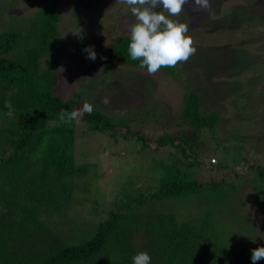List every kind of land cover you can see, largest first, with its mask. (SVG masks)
<instances>
[{
    "label": "trees",
    "instance_id": "16d2710c",
    "mask_svg": "<svg viewBox=\"0 0 264 264\" xmlns=\"http://www.w3.org/2000/svg\"><path fill=\"white\" fill-rule=\"evenodd\" d=\"M59 19V5L50 2L36 11L27 27L11 24L0 30V264H132L139 252H147L151 264H252L258 242L249 238L258 236L256 230L227 233L219 222L228 210L240 218L236 206L242 204L239 192L246 178L264 216V156L258 165L242 158L238 169L209 161L208 170L229 171L217 181L187 178L189 168L206 167L200 137L204 130L215 132L219 117L217 110H202L200 95L192 89L179 114L190 132L157 139V145L175 149L179 171L161 175L144 188L119 191L107 202L103 217L77 220L75 213L84 212L85 204L89 213V205L98 202H89L85 193L95 189V163L79 159V123L86 124L82 131L106 132L115 140H141L148 146V137L132 131L128 117L110 116L96 106L91 115L60 121L62 110L70 113L90 102L81 91L65 101L57 89L59 75L50 60L62 56V49L51 44ZM129 37L121 34L109 42L108 65L141 68L140 61L129 56ZM86 45V39L74 41L75 47ZM178 69L177 64L159 71L175 75ZM81 149L87 155L84 144ZM214 185L224 189L215 193ZM186 198L194 201L191 211L184 209ZM100 212L94 208L89 215ZM256 264H264V259Z\"/></svg>",
    "mask_w": 264,
    "mask_h": 264
},
{
    "label": "rangeland",
    "instance_id": "374dc122",
    "mask_svg": "<svg viewBox=\"0 0 264 264\" xmlns=\"http://www.w3.org/2000/svg\"><path fill=\"white\" fill-rule=\"evenodd\" d=\"M50 2L60 8L58 31L51 44L62 49V56L57 61L50 60L53 66L47 62L42 65L51 66L58 73L57 89L63 100L67 101L74 92H84V98L94 107L110 116L128 117L129 128L148 137V146L141 140H115L106 132L82 131L86 124L79 123V159L95 163V189L85 193L89 202H98L91 203L88 211L96 208L101 212L89 215L85 204L84 212L75 210L78 221L105 216L107 202L119 191L144 188L161 175L179 171L175 149L157 145V139L167 133L190 132L179 117L189 89L199 93L204 112L217 110L219 117L215 132L204 130L200 137L199 148L206 152V156L201 155L206 167L198 166L197 171L189 168L184 172L189 174L187 178L197 175L199 181L205 182L228 175L224 168L208 170L209 161L234 165L235 169L242 158L252 160L254 165L260 163L264 156V0H209V11L196 10L189 3L179 16H169L188 25L185 35L192 38L196 48L186 62L178 63L175 75L160 71L148 74L146 69L106 63L105 48L109 42L130 33V27L137 22L130 6L118 0H0V30L11 24L27 27L36 11ZM154 11L169 15L160 6ZM78 38L86 39L87 45L75 47ZM88 46L96 53L94 61L85 51ZM103 75H107V80H103ZM105 98L108 104L102 102ZM252 144L256 147H247ZM244 181L239 192L242 204L236 206L240 218L228 210L227 215H220L219 223L227 233L238 230L244 234L255 229L258 236L249 241L258 242L253 247L256 249L264 247V216L248 178ZM223 189L212 186L215 193ZM183 201L185 211L194 208L191 198ZM73 206L77 208L76 204Z\"/></svg>",
    "mask_w": 264,
    "mask_h": 264
},
{
    "label": "clouds",
    "instance_id": "9594fccd",
    "mask_svg": "<svg viewBox=\"0 0 264 264\" xmlns=\"http://www.w3.org/2000/svg\"><path fill=\"white\" fill-rule=\"evenodd\" d=\"M119 3L130 6L136 23L130 27L128 44L129 56L133 61H140V67L146 68L148 74H155L162 67H175L180 62H186L196 52L191 37L185 35L189 27L185 23H178L169 16H179L186 4L191 3L196 10H211L209 0H118ZM164 11H154L156 7ZM85 51L88 58L96 59L92 46ZM104 59V57H101ZM103 70V69H101ZM108 104L107 98L102 101ZM94 111L92 103L85 102L82 109L72 112L61 111L59 119L64 123L79 120L84 114L91 115ZM264 259V247L252 250L251 261ZM132 264H151V257L147 252H139L132 257Z\"/></svg>",
    "mask_w": 264,
    "mask_h": 264
}]
</instances>
